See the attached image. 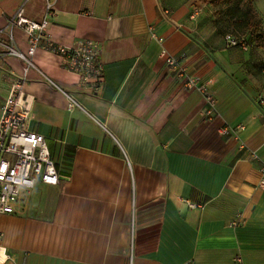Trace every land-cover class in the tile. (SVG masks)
Returning <instances> with one entry per match:
<instances>
[{
    "label": "crops",
    "instance_id": "1",
    "mask_svg": "<svg viewBox=\"0 0 264 264\" xmlns=\"http://www.w3.org/2000/svg\"><path fill=\"white\" fill-rule=\"evenodd\" d=\"M249 2L243 16L224 0H58L36 67L0 58V114L11 86L1 71L12 69L62 176L0 215L10 264H264V48L249 34V49L225 41L264 36V0ZM20 7L40 20L45 0H0V41L27 53L11 24ZM79 39L102 44L97 90L50 47ZM163 48L216 96L213 117ZM240 122L239 139L221 134Z\"/></svg>",
    "mask_w": 264,
    "mask_h": 264
},
{
    "label": "built area",
    "instance_id": "2",
    "mask_svg": "<svg viewBox=\"0 0 264 264\" xmlns=\"http://www.w3.org/2000/svg\"><path fill=\"white\" fill-rule=\"evenodd\" d=\"M58 0H45V10L42 19L37 20L26 15L24 8L20 7L11 21L13 27L21 28L29 41V50L24 52L9 44H3L8 53L25 59L30 66L36 67L33 61L37 49L51 41L47 29L56 15ZM199 10L194 9L192 18H196ZM159 41H163L160 37ZM227 47H241L249 49L250 39L245 35L227 34L225 37ZM50 47L62 57L63 66L76 74L84 87L97 90L103 82L104 67L102 61L103 47L100 41L94 39H79L73 45L51 43ZM161 54L167 64L178 72L188 89L198 88L203 95V113L209 118L217 110L218 100L209 90L207 84L188 75L185 68L179 64L178 59L171 55L166 48ZM11 86L2 112L0 114V215L20 213L18 210L26 192L35 188L40 181L48 185H57L61 181V171L49 147L47 137L30 127L31 102L25 90V77L12 70ZM71 98L70 106L76 105ZM264 107V99H260ZM246 129V124H226L220 128L222 135L240 138V131ZM245 146V143H242ZM246 147V146H245ZM253 160L259 159V154L252 151ZM262 178L259 187L264 189V163L261 165ZM192 206H199L192 203ZM0 264H10V254L4 244V233L0 229ZM235 264H243V259L237 257Z\"/></svg>",
    "mask_w": 264,
    "mask_h": 264
},
{
    "label": "rangeland",
    "instance_id": "3",
    "mask_svg": "<svg viewBox=\"0 0 264 264\" xmlns=\"http://www.w3.org/2000/svg\"><path fill=\"white\" fill-rule=\"evenodd\" d=\"M250 3L251 2H249L248 4H247V8H248V6H249V8H250ZM243 33H247V34H249V35H251V36H253V40H254V46L256 47H260L261 46V43H260V41L257 39L258 38V33L257 34H255V33H249L248 31H245V32H243ZM252 39V38H251ZM264 48V47H263ZM259 49V48H258ZM262 51H264V49H261ZM6 55H10L9 53H8V49L5 47V46H0V58H3L4 56H6ZM12 55V54H11ZM263 57H264V55H262ZM20 58V57H19ZM22 59V58H21ZM23 60H25V59H23ZM26 61V60H25ZM34 61V60H33ZM262 69L264 70V61L262 62ZM12 76H13V74H12V69H2V71H1V77L2 78H4V79H8L10 82H11V78H12ZM1 112H2V109H1Z\"/></svg>",
    "mask_w": 264,
    "mask_h": 264
},
{
    "label": "trees",
    "instance_id": "4",
    "mask_svg": "<svg viewBox=\"0 0 264 264\" xmlns=\"http://www.w3.org/2000/svg\"><path fill=\"white\" fill-rule=\"evenodd\" d=\"M224 1H226L229 4V8L233 13L238 14V15L241 14L243 16H246L248 14L249 6H248L247 10L243 9V3L245 0H224ZM242 35L247 36V33H243ZM258 38L262 39V38H264V36L259 34ZM261 46L264 47V41H261Z\"/></svg>",
    "mask_w": 264,
    "mask_h": 264
},
{
    "label": "water",
    "instance_id": "5",
    "mask_svg": "<svg viewBox=\"0 0 264 264\" xmlns=\"http://www.w3.org/2000/svg\"><path fill=\"white\" fill-rule=\"evenodd\" d=\"M61 178H62V176H61Z\"/></svg>",
    "mask_w": 264,
    "mask_h": 264
}]
</instances>
